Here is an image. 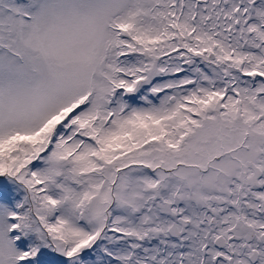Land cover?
Instances as JSON below:
<instances>
[{"label": "snow or ice", "instance_id": "1", "mask_svg": "<svg viewBox=\"0 0 264 264\" xmlns=\"http://www.w3.org/2000/svg\"><path fill=\"white\" fill-rule=\"evenodd\" d=\"M0 264H264V0H0Z\"/></svg>", "mask_w": 264, "mask_h": 264}]
</instances>
